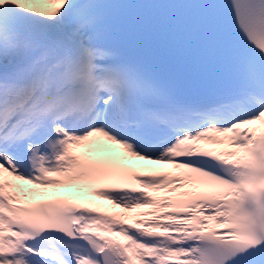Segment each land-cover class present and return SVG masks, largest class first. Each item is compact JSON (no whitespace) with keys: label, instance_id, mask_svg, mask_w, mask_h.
<instances>
[{"label":"snow or ice","instance_id":"1","mask_svg":"<svg viewBox=\"0 0 264 264\" xmlns=\"http://www.w3.org/2000/svg\"><path fill=\"white\" fill-rule=\"evenodd\" d=\"M0 264H264V0H0Z\"/></svg>","mask_w":264,"mask_h":264},{"label":"bare ground","instance_id":"2","mask_svg":"<svg viewBox=\"0 0 264 264\" xmlns=\"http://www.w3.org/2000/svg\"><path fill=\"white\" fill-rule=\"evenodd\" d=\"M90 147L92 151H89L88 148L82 147L80 149H77L78 152L84 153L86 155H90L91 153H95L96 151L102 150V149H108L112 150L117 147L116 144L112 143V141L107 140L105 137H94L91 138V144ZM118 150V147H117ZM122 153H124V156L128 159L129 161L135 162L136 166L140 167L143 170H149L151 168H155L157 166V162L153 161H148V160H142L138 157L132 156L127 150L123 149ZM142 165H141V164ZM165 164V163H164ZM17 183L22 184L26 189H34V195H47V191L50 190H55L56 188L55 185L53 186H47V187H41L39 185H32V184H26L22 181H17ZM60 189H66L70 191V195L75 198L80 200L83 204H87L90 206H96L98 209H104V211H108L111 209V207H116L117 211L116 212H121L123 209L117 205L112 204L110 201L106 200L104 197H95L90 195V190L87 187H80L78 186L77 182H72L70 184H65L62 185V187L58 188ZM56 189V190H58ZM152 195L158 196L159 192L148 190ZM106 207V208H105Z\"/></svg>","mask_w":264,"mask_h":264},{"label":"rangeland","instance_id":"3","mask_svg":"<svg viewBox=\"0 0 264 264\" xmlns=\"http://www.w3.org/2000/svg\"><path fill=\"white\" fill-rule=\"evenodd\" d=\"M141 164V163H140ZM162 164V162H157V166H160ZM142 165V164H141ZM90 195L92 196H95V197H102V196H99V195H95L93 192L90 193ZM113 207V206H112ZM106 208V207H105ZM116 208V207H115ZM101 211H104V209H100Z\"/></svg>","mask_w":264,"mask_h":264}]
</instances>
